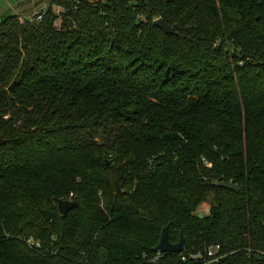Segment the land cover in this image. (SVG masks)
<instances>
[{"label": "trees", "instance_id": "1", "mask_svg": "<svg viewBox=\"0 0 264 264\" xmlns=\"http://www.w3.org/2000/svg\"><path fill=\"white\" fill-rule=\"evenodd\" d=\"M48 2L0 19V264H264V0Z\"/></svg>", "mask_w": 264, "mask_h": 264}, {"label": "water", "instance_id": "2", "mask_svg": "<svg viewBox=\"0 0 264 264\" xmlns=\"http://www.w3.org/2000/svg\"><path fill=\"white\" fill-rule=\"evenodd\" d=\"M154 26L159 28L166 35L178 36V33L175 32V28L166 25L162 19L155 21ZM1 144H3L2 141ZM108 165H110V163H108ZM218 186L236 193L240 192V188L232 183H221ZM118 192L120 193V189H118ZM78 206L79 204L75 201L60 200L57 202L58 211L62 216H66L70 211L75 208H78ZM185 244L186 240L182 234L180 235L177 244H171L169 241V229L165 228L163 229L158 246L153 251L156 254H181L185 250Z\"/></svg>", "mask_w": 264, "mask_h": 264}, {"label": "rangeland", "instance_id": "3", "mask_svg": "<svg viewBox=\"0 0 264 264\" xmlns=\"http://www.w3.org/2000/svg\"><path fill=\"white\" fill-rule=\"evenodd\" d=\"M38 1L37 3L33 4L32 6L28 7H24L21 5V7L18 9V11L15 12V10L17 9H13L11 11H9L6 15L10 14V15H15L18 16L19 21H21L22 23L25 21H34L36 19V16L38 14H43L48 8H49V2L48 0H36ZM54 12L57 14H60V12L62 11L60 8L54 7ZM5 15V16H6ZM62 17L61 19H58L56 22V26L57 28H59L62 24ZM73 194H71L66 200L68 201H73ZM210 211V205L204 204L201 207H199L197 214L200 217H204L207 216L209 214Z\"/></svg>", "mask_w": 264, "mask_h": 264}, {"label": "crops", "instance_id": "4", "mask_svg": "<svg viewBox=\"0 0 264 264\" xmlns=\"http://www.w3.org/2000/svg\"><path fill=\"white\" fill-rule=\"evenodd\" d=\"M38 1L36 0H0V19L4 17L9 11L13 10L14 8L17 9L15 10L18 11V9L22 6L28 7L32 6L33 4L37 3Z\"/></svg>", "mask_w": 264, "mask_h": 264}, {"label": "built area", "instance_id": "5", "mask_svg": "<svg viewBox=\"0 0 264 264\" xmlns=\"http://www.w3.org/2000/svg\"><path fill=\"white\" fill-rule=\"evenodd\" d=\"M42 15L38 14L36 16V21H41ZM221 253V248L218 245L215 246H210L205 250V256H204V261L205 264H217L223 257L220 255ZM159 257L162 256V254H158ZM194 258V257H192ZM159 258L155 259L158 260Z\"/></svg>", "mask_w": 264, "mask_h": 264}]
</instances>
